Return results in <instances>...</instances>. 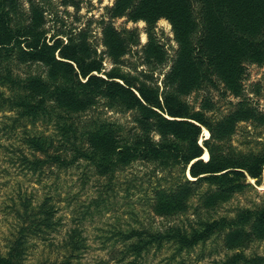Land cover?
Returning a JSON list of instances; mask_svg holds the SVG:
<instances>
[{"label": "rangeland", "instance_id": "1", "mask_svg": "<svg viewBox=\"0 0 264 264\" xmlns=\"http://www.w3.org/2000/svg\"><path fill=\"white\" fill-rule=\"evenodd\" d=\"M191 5L192 24L177 27L144 0H4L17 44L0 51V255L11 264H264V222L256 219L264 178L234 187L187 184L180 165L143 158L101 170L80 157L65 167L56 156L90 147L92 128L113 126L128 142L162 135L138 122L136 110L103 97L72 112L55 96L37 114L18 98L27 83L35 95L53 88L47 63L22 59L18 48L60 40L76 45L100 76L116 69L157 88L173 107L202 112L212 130L203 126L198 138L204 160L206 140L219 154H263L264 64L243 60L239 88L229 86L206 59L202 0ZM161 193L175 196L170 211L161 209ZM173 231L201 236L185 246Z\"/></svg>", "mask_w": 264, "mask_h": 264}, {"label": "trees", "instance_id": "2", "mask_svg": "<svg viewBox=\"0 0 264 264\" xmlns=\"http://www.w3.org/2000/svg\"><path fill=\"white\" fill-rule=\"evenodd\" d=\"M144 1L146 5L159 7L177 27L184 21L192 24V0ZM202 5L206 20L203 38V45L207 47L206 59L212 66L211 70L218 72L229 86L239 88L243 60L250 59L264 64V0H202ZM198 13L201 14V10ZM8 15L4 9V0H0V25L4 29L0 34V51L10 52L17 44L11 45L14 30L9 26ZM18 49L24 60L47 63L48 76L53 86L47 93L35 95L29 87L30 83H27L28 89L24 94L18 92V98L25 104L28 113L37 114L40 108L47 111L46 105L55 96L61 99V104H65L66 111L72 112L85 110L91 98L103 97L124 109L136 110L138 122L145 128L153 126L162 135L160 141L153 140L147 133L135 135L133 141L128 142L116 138L113 126H104L96 131L92 128L87 133L90 147L83 144L73 146L69 159L56 156L63 166L67 167L83 157L94 162L101 170H106L117 164L123 165L143 158L157 160L162 166L180 165L183 180L187 184L205 180L234 187L262 182L264 153L252 157L238 153L219 154L214 152L217 145L209 144L206 140L203 144L207 149L208 160L202 158L204 148L198 143L199 135L203 126L212 131L202 112L191 113L189 108L180 105L173 107L168 97L160 98L157 88L137 84L136 79L116 69L105 77L100 76L98 67L86 66V60L78 55L76 45H62L60 40H56L52 45L38 42L35 46L31 44L29 50ZM188 56L186 52L189 64L195 65L198 62ZM203 57L199 56V59L203 61ZM193 69L198 70L196 67ZM30 98L35 99L34 104ZM33 142L39 143L37 139ZM160 197L163 200L161 206L164 207L161 209L167 207L170 211L176 202L175 196L172 198L161 193ZM256 219L259 223L264 222V208L256 212ZM169 235L177 238L178 244L183 242L185 246L196 244L201 236L197 231H193L190 236L187 233L176 234V231ZM0 264L11 263L0 255Z\"/></svg>", "mask_w": 264, "mask_h": 264}, {"label": "bare ground", "instance_id": "3", "mask_svg": "<svg viewBox=\"0 0 264 264\" xmlns=\"http://www.w3.org/2000/svg\"><path fill=\"white\" fill-rule=\"evenodd\" d=\"M206 132V131H205ZM206 156V155H205Z\"/></svg>", "mask_w": 264, "mask_h": 264}]
</instances>
